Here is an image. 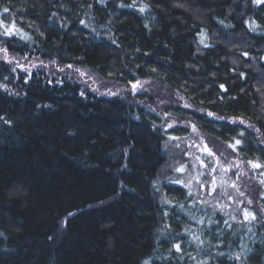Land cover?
Wrapping results in <instances>:
<instances>
[{
  "label": "trees",
  "instance_id": "trees-1",
  "mask_svg": "<svg viewBox=\"0 0 264 264\" xmlns=\"http://www.w3.org/2000/svg\"><path fill=\"white\" fill-rule=\"evenodd\" d=\"M0 52V264H264V167L252 166L264 165V4L0 0ZM69 66L188 105L99 94L56 70ZM165 115L230 151L259 188L240 208L251 217L201 234L204 259L185 253L188 227L169 212L186 190L158 182L169 136H187Z\"/></svg>",
  "mask_w": 264,
  "mask_h": 264
},
{
  "label": "rangeland",
  "instance_id": "rangeland-1",
  "mask_svg": "<svg viewBox=\"0 0 264 264\" xmlns=\"http://www.w3.org/2000/svg\"><path fill=\"white\" fill-rule=\"evenodd\" d=\"M26 63L30 66L29 69H25L28 71L33 70V67L36 66L35 62L31 60H27ZM26 63L19 61L21 66ZM56 70L62 76L66 75L82 82L96 93L106 95L126 93L134 102L160 113L167 105H188L181 97L170 95L167 91L147 82L137 83L136 89L132 88V84L123 89L77 68L63 67ZM163 118L167 127L172 125L169 128H187V136L183 139H171L174 136H169L170 156L161 169L158 182H176L186 190L187 198L178 205L171 203L170 207L175 208L169 212H173L172 214L178 212L183 215L184 225L188 227V233L179 235L184 237L183 249L185 253L191 250L195 254L193 257L204 259L211 253V248H203L201 239L204 237L202 238L201 234L207 232L205 238L209 237L212 227L229 229L228 222H239L251 217V211L240 210V208L242 205L250 207L254 203L259 188L251 180L247 166L235 158L230 151L211 146L205 136L197 129L193 132L192 125L186 122H181L170 115H165ZM180 133V136L186 134L182 130ZM204 144H207L214 155L209 156L203 150ZM181 168L183 171H178ZM262 175L264 174L262 173ZM245 212L250 215L246 216ZM180 217L178 216L176 220ZM189 223L191 227L194 226L192 229L194 228L196 231V234L190 238L191 245L189 244ZM220 235L214 234L212 237L214 250L218 249ZM164 240L167 238L165 237Z\"/></svg>",
  "mask_w": 264,
  "mask_h": 264
},
{
  "label": "snow or ice",
  "instance_id": "snow-or-ice-1",
  "mask_svg": "<svg viewBox=\"0 0 264 264\" xmlns=\"http://www.w3.org/2000/svg\"><path fill=\"white\" fill-rule=\"evenodd\" d=\"M253 2H254L255 4H257V5L264 4V0H253ZM140 10L143 11V9H140ZM8 11H9L8 8H4V12H5V13H7ZM14 27H15V26L13 25L11 28H6V29H5V34H7V35H11V34H12V29H13ZM5 51H6V50H5ZM69 67H71V66H69ZM137 87H138V84H137V83H133V84H132V88H133V89H136ZM223 87H224V86L221 85V88H222V89H223ZM185 107H187V105H185ZM207 115H208V116H212L213 114H212L211 112H209V113H207ZM233 122H235V121H233ZM240 123L242 124L243 121L241 120ZM169 127H172V125L170 124ZM192 130H193V132L196 131V128H195L194 125H192ZM241 135H243V133H241ZM171 139H177V137H171ZM240 144H241V141H240L239 139H236V140H235V143H234V144H230L229 147H231V148L233 149V151H235V150H236V146H238V145H240ZM203 150H204L205 152H207L209 156L214 155V153H212V152L209 150L207 144H204V145H203ZM252 166H253L254 168L264 167V165H260V164H253ZM178 171H183V168L178 169ZM245 215L247 216V215H250V214L247 213V212H245ZM253 218H255V217H253ZM175 247H176V250H177V251H180V245H179V244H177Z\"/></svg>",
  "mask_w": 264,
  "mask_h": 264
}]
</instances>
